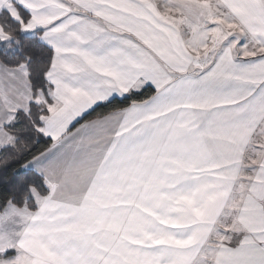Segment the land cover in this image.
<instances>
[{
  "label": "snow or ice",
  "instance_id": "1",
  "mask_svg": "<svg viewBox=\"0 0 264 264\" xmlns=\"http://www.w3.org/2000/svg\"><path fill=\"white\" fill-rule=\"evenodd\" d=\"M0 264H264V0H0Z\"/></svg>",
  "mask_w": 264,
  "mask_h": 264
}]
</instances>
